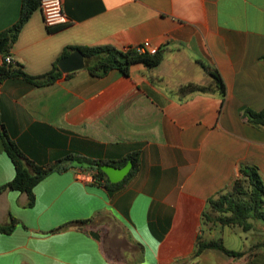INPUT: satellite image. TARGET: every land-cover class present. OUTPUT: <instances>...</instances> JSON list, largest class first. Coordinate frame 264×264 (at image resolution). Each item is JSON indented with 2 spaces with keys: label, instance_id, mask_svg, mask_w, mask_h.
<instances>
[{
  "label": "crops",
  "instance_id": "1",
  "mask_svg": "<svg viewBox=\"0 0 264 264\" xmlns=\"http://www.w3.org/2000/svg\"><path fill=\"white\" fill-rule=\"evenodd\" d=\"M22 5L0 0V35L19 21ZM63 6L65 24L48 27L39 8L11 48L13 65L27 75L51 72L73 47L127 50L149 41L163 61L134 65L128 76L113 70L99 78L85 67L43 86L7 79L0 84L2 126L41 167L70 155L122 168L139 154L138 165L112 194L78 167L39 183L33 208L19 191L1 193L0 225L10 216L21 224L0 233V264H202L205 256L222 264L230 257L215 250L197 256L200 242L224 245L234 232L205 224L208 201L232 188L241 165L257 167L264 181V127L243 118L248 109L264 110V0ZM207 68L221 75L225 96L192 90L215 89ZM15 175L0 129V188ZM88 219L87 230L52 233Z\"/></svg>",
  "mask_w": 264,
  "mask_h": 264
},
{
  "label": "trees",
  "instance_id": "2",
  "mask_svg": "<svg viewBox=\"0 0 264 264\" xmlns=\"http://www.w3.org/2000/svg\"><path fill=\"white\" fill-rule=\"evenodd\" d=\"M40 2L41 0H23L19 21L11 29L0 35V43L5 39H9L0 56H5L10 53L23 26L29 21L33 13L40 8ZM73 52H80L83 54L86 69L93 76L99 78L106 76L113 70H118L125 76H128L131 67L134 65L142 64L147 68H155L163 61V52L160 49L156 54H150L148 52H141L139 47L119 50L109 46L73 47L65 51L62 58L69 56ZM62 58L55 63L51 72L36 77L27 75L22 71L21 66L5 64L0 67V84L7 79L13 78L23 79L34 86L51 84L63 76V73L59 69V62ZM207 71L216 81L215 89L207 86H196L193 87L192 90L210 93L218 89L222 96H225L226 87L219 72L211 68H207ZM68 76H70V74ZM243 118L250 123L264 127V110L255 112L248 109L243 113ZM0 129L5 151L16 169L15 178L10 183L0 188V194L10 190L25 194L28 199L25 208H33L35 206V187L53 173H63L71 168L78 167L83 172H92L94 184L103 188L109 194H112L122 188L138 165L139 154L131 155L121 164L119 167H124L129 161H132L133 168L126 179L118 184L111 183L107 175L102 171V166L113 165V163L106 160L98 161L70 155L57 163L48 165L47 167H41L30 161L10 139L2 126L1 120ZM208 207L211 213H204L203 218L205 224L212 222L221 227H228L231 229L241 228L244 232L257 230L260 224L264 226V181L259 169L255 166L241 165L239 177L234 182L232 188L219 194L217 197L211 198L208 201ZM212 213H216V217H212ZM93 222L94 219L73 221L59 227L52 231V233H59L69 229L84 231L87 230ZM20 224L21 222L19 220L10 216L7 225H0V233L10 235ZM257 246H264V243H259ZM207 250H215L234 259H240L244 256L242 252L227 249L219 241L200 242L198 244L197 256L202 255Z\"/></svg>",
  "mask_w": 264,
  "mask_h": 264
},
{
  "label": "rangeland",
  "instance_id": "3",
  "mask_svg": "<svg viewBox=\"0 0 264 264\" xmlns=\"http://www.w3.org/2000/svg\"><path fill=\"white\" fill-rule=\"evenodd\" d=\"M212 213V217H216ZM214 224V223H211ZM211 224L209 227H211ZM231 235L226 234L223 238L224 246L229 250L244 253L240 259L228 258L222 264H264V246H257L264 243V226L258 225L257 230L244 232L241 228H233ZM208 257V256H207ZM213 257V256H212ZM202 264H209L206 256L201 260ZM217 263V260H216Z\"/></svg>",
  "mask_w": 264,
  "mask_h": 264
},
{
  "label": "water",
  "instance_id": "4",
  "mask_svg": "<svg viewBox=\"0 0 264 264\" xmlns=\"http://www.w3.org/2000/svg\"><path fill=\"white\" fill-rule=\"evenodd\" d=\"M9 39H5L0 43V54L3 52ZM86 63L83 54L75 52L70 56L63 58L59 62V69L64 74H70L85 69ZM133 168V162L129 161L124 167L118 168L112 165L102 166V171L107 175L108 179L113 184L123 182L130 174Z\"/></svg>",
  "mask_w": 264,
  "mask_h": 264
},
{
  "label": "built area",
  "instance_id": "5",
  "mask_svg": "<svg viewBox=\"0 0 264 264\" xmlns=\"http://www.w3.org/2000/svg\"><path fill=\"white\" fill-rule=\"evenodd\" d=\"M40 10L42 11L45 24L48 27L60 26L66 23L67 17L64 11L63 0H41ZM143 53L156 54L158 48L153 47L149 41H145L139 47ZM5 64H14L10 54L0 56V67Z\"/></svg>",
  "mask_w": 264,
  "mask_h": 264
}]
</instances>
